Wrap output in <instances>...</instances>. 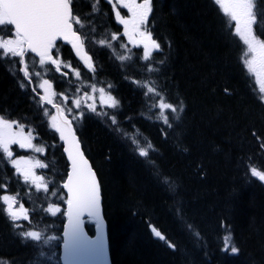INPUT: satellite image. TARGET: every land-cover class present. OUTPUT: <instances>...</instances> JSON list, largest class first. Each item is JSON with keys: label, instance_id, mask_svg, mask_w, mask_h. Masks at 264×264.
Returning <instances> with one entry per match:
<instances>
[{"label": "trees", "instance_id": "trees-1", "mask_svg": "<svg viewBox=\"0 0 264 264\" xmlns=\"http://www.w3.org/2000/svg\"><path fill=\"white\" fill-rule=\"evenodd\" d=\"M73 1L94 71L61 43L55 57L72 63L79 77L27 55L28 81L19 58L0 55V116L32 131L51 166L39 170L48 185L40 190L0 150V197L18 196L30 212L26 227L42 235L26 238L29 228L19 227L0 199V264H61L65 214L48 207L66 203L69 164L51 126L55 109L38 85L44 76L69 99L97 81L119 102L95 112L83 105L75 121L102 184L113 264H264V182L251 175L253 168L264 172V101L235 21L215 0H152L146 26L160 50L144 60L143 46L116 18L118 0ZM255 11L253 31L264 41V0ZM10 31L4 26L0 34ZM160 100L177 109L164 110L171 126L159 118ZM87 228L94 234L93 220Z\"/></svg>", "mask_w": 264, "mask_h": 264}, {"label": "snow or ice", "instance_id": "snow-or-ice-1", "mask_svg": "<svg viewBox=\"0 0 264 264\" xmlns=\"http://www.w3.org/2000/svg\"><path fill=\"white\" fill-rule=\"evenodd\" d=\"M118 2L131 14L130 19H124L120 11L115 13L119 23L124 26V35L130 41L138 40V43L143 45V59L148 60L153 50H160V44L152 38L151 32L143 28L149 22V15L152 12V0H143L142 3H137L136 0H118ZM215 3L221 5L231 20L235 21V32L243 39L244 44L247 46V54H250L251 57L245 60V64L248 71L256 77L260 85L259 91L264 94V41L253 33V25L257 22L256 0H215ZM71 5L72 0H0V29L8 26L12 37L3 38L2 34H0V50H2L0 55L6 58H19L18 63L23 65V75L28 81H31V74L24 61L28 53H33L39 57L41 66L51 64L55 66L56 72H60V62L53 55V50L57 49L58 42L70 44L75 49L79 59L83 61L84 66L90 71L95 70L90 63L91 57L87 56L86 53L81 55L83 41L81 36L74 30L73 24L75 23L81 27L83 25L79 17L73 16ZM93 10H96L95 4L93 5ZM113 39H116V37L113 36ZM100 43L104 44L105 42L100 41ZM121 58L123 59V57ZM61 75L66 76L67 73H61ZM79 75V71H76V76L79 77ZM20 86L23 88L24 84L21 83ZM40 88H43L47 95L51 85L48 80H44L40 84ZM95 90L93 87V91ZM99 91L103 100L104 89L101 88ZM154 91L155 89L148 88V92ZM109 99L112 100L111 107L115 108L118 106V101L112 97H109ZM260 99L264 101V95H261ZM47 103L52 104V100L48 99ZM75 104L78 108L80 101L76 100ZM158 107L160 109L159 118H162L165 124H169L164 110L170 109L171 112L175 113L177 111L176 107L170 103H165L163 100H160ZM89 108L93 112L96 111L91 105H89ZM58 111H60L59 108ZM111 120L113 124L116 123L114 116L111 117ZM14 124L18 126V131H14ZM69 124L70 122L66 119H62L58 123L57 117H52L51 126L59 133L60 140L67 142L69 145L67 151L72 161V174L64 185L70 195L67 200V219L69 227H71L73 223L79 222L81 216L86 212L99 215L100 196L95 174L88 167V163L80 151L79 144ZM169 126L171 125L169 124ZM33 139L35 137L32 132L25 133L23 125L0 116V150L11 161V164L15 167L16 174L22 175L25 182L32 180L33 183H36L37 180H42L43 178L36 177L34 169L36 167H45V165L39 160L32 161L24 157L12 159L13 152L10 147L11 145H17L19 149H34L37 153L43 152L44 149L36 147L32 143ZM147 154L145 149H140V155L146 156ZM251 175L258 177L260 181L264 182V172L253 168L251 169ZM39 186L37 184V187ZM6 187L5 185V191ZM0 199L7 204L8 213L13 220L21 218L20 211L23 210V206L21 205V210L14 209L15 196L3 195ZM53 215H55V212H53ZM24 218L27 219V216L25 215ZM23 235L34 240H39L40 238L36 232H28ZM155 235L163 239L159 231H155ZM52 239H55V237H52ZM229 239L228 235L223 237L225 245L222 249L223 251H228ZM237 253L238 249L231 247V254Z\"/></svg>", "mask_w": 264, "mask_h": 264}, {"label": "water", "instance_id": "water-1", "mask_svg": "<svg viewBox=\"0 0 264 264\" xmlns=\"http://www.w3.org/2000/svg\"><path fill=\"white\" fill-rule=\"evenodd\" d=\"M81 55H84L83 50L81 52ZM62 119L65 118L61 114V111H58V121L60 122ZM67 121L70 122L69 127L74 133L75 139L79 144L80 151L84 159L88 163V167L95 174V179L97 182L99 196H100V208H99L98 216L95 213L86 212L81 216L80 221L73 223L71 227H69V223L67 220L64 230V243L62 246V257H61L62 264H112L110 244H109V226L104 216L103 196H102L100 181L96 171L92 167L90 160L84 154L82 145L79 141V137L76 134V131L71 121L70 120ZM63 142H64L65 154L67 155V158L71 164V171L69 172V176H70L72 174V161L67 151L69 145L67 144V142L65 141ZM65 191L68 194L66 188ZM68 197L70 198L69 194ZM87 217H95L98 222L95 237H92L87 232V229L84 224V219Z\"/></svg>", "mask_w": 264, "mask_h": 264}, {"label": "rangeland", "instance_id": "rangeland-1", "mask_svg": "<svg viewBox=\"0 0 264 264\" xmlns=\"http://www.w3.org/2000/svg\"><path fill=\"white\" fill-rule=\"evenodd\" d=\"M143 28H145L144 26H143ZM147 30V29H146ZM148 31V30H147ZM8 38H12V37H8ZM136 42H138V40H135ZM64 64L62 63L61 64V67L63 66ZM70 68H71V66H69ZM44 80H48V79H44ZM43 80V81H44ZM43 81H42V83H43ZM49 81V83H50V85H51V88L49 89V92H48V94L46 95L45 94V97H46V99L48 100V99H51L52 100V103H55V100H56V92H55V89H54V86H53V84H52V82L50 81V80H48ZM41 83V84H42ZM47 87V86H46ZM93 87L96 89L95 91H93ZM65 88H67V86H65ZM101 88H103L104 89V93H103V100L101 99V96H102V94L100 93V91H99V89H101ZM43 89V88H42ZM89 89H90V91H89V93L87 94V95H85L84 96V99H85V102H86V104L87 105H91L93 108H97L98 106H103V107H108V106H111V104H112V100H110L109 99V97H112V98H114V96L105 88V87H103V86H101V85H99V84H97L96 82H92V84L89 86ZM43 91H44V93H45V90L43 89ZM59 93H61V92H59ZM76 97V95L73 97V99ZM115 99V98H114ZM80 101V100H79ZM80 104H81V102H80ZM75 106V108H77L76 107V104L74 105ZM79 108V107H78ZM77 108V109H78ZM68 112L69 113H73V110H72V108L69 106L68 107ZM19 130V128H18V126H16L15 124H14V131H18ZM25 131V130H24ZM25 133H28V132H25ZM34 136V135H33ZM35 137V136H34ZM32 143L36 146V147H40V146H38V145H36L35 144V142H34V139H33V141H32ZM10 147H12V145L10 146ZM42 148V147H41ZM43 149V148H42ZM31 150H33L34 151V149H31ZM21 158V157H20ZM17 159H19V158H17ZM27 159H29V158H27ZM32 161H36V160H33V159H31ZM34 172H35V175H36V177H38V175H37V171H36V168L34 169ZM39 183L42 181V180H37ZM36 181V182H37ZM38 184V183H37ZM42 184V186H44L43 185V183H41ZM41 186V187H42ZM23 206V205H22ZM14 209H16V210H21V204H18V202H17V200H16V202H15V204H14ZM57 209H58V211H57ZM23 210H26L24 207H23ZM23 210H21L20 211V219H24V216L26 215L27 217H28V214H27V211H23ZM61 210V207L60 206H53L52 208H51V212L53 213V212H55V214H57V213H59V211ZM19 220V219H18ZM31 232H36V233H38L37 231H35V230H33V231H31ZM39 234V233H38Z\"/></svg>", "mask_w": 264, "mask_h": 264}, {"label": "bare ground", "instance_id": "bare-ground-1", "mask_svg": "<svg viewBox=\"0 0 264 264\" xmlns=\"http://www.w3.org/2000/svg\"><path fill=\"white\" fill-rule=\"evenodd\" d=\"M63 97L65 98V97H67V96H65V95H63ZM73 99V98H72ZM72 99H69L68 97H67V99L66 100H72ZM70 105H66V109L68 110V107H69Z\"/></svg>", "mask_w": 264, "mask_h": 264}]
</instances>
